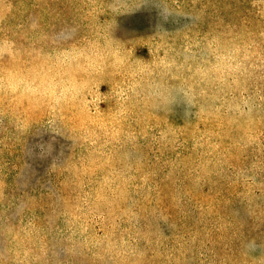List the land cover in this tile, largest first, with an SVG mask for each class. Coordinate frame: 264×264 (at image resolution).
I'll return each instance as SVG.
<instances>
[{"label":"rangeland","instance_id":"rangeland-1","mask_svg":"<svg viewBox=\"0 0 264 264\" xmlns=\"http://www.w3.org/2000/svg\"><path fill=\"white\" fill-rule=\"evenodd\" d=\"M5 40L0 264H264L262 0H0Z\"/></svg>","mask_w":264,"mask_h":264},{"label":"clouds","instance_id":"clouds-1","mask_svg":"<svg viewBox=\"0 0 264 264\" xmlns=\"http://www.w3.org/2000/svg\"><path fill=\"white\" fill-rule=\"evenodd\" d=\"M262 2H264V0H262ZM14 43L11 41H0V57H2L3 55L7 54L9 56H13L14 55ZM250 247L253 251L256 250V248L258 247L255 242H251L250 243Z\"/></svg>","mask_w":264,"mask_h":264}]
</instances>
